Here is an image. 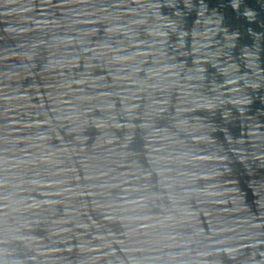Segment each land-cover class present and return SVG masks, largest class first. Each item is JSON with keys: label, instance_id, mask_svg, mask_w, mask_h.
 Returning <instances> with one entry per match:
<instances>
[{"label": "water", "instance_id": "water-1", "mask_svg": "<svg viewBox=\"0 0 264 264\" xmlns=\"http://www.w3.org/2000/svg\"><path fill=\"white\" fill-rule=\"evenodd\" d=\"M0 264H264V0H0Z\"/></svg>", "mask_w": 264, "mask_h": 264}]
</instances>
